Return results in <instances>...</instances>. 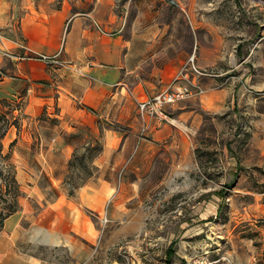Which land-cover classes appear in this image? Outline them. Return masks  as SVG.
<instances>
[{
    "label": "crops",
    "instance_id": "1",
    "mask_svg": "<svg viewBox=\"0 0 264 264\" xmlns=\"http://www.w3.org/2000/svg\"><path fill=\"white\" fill-rule=\"evenodd\" d=\"M234 2V6L241 5L240 0ZM53 3L54 0L15 1L13 7L19 5L24 11L17 16L8 14L0 21L11 26L13 20L16 34L12 38L0 35V53L9 58V74L0 80V99L16 98L24 91L20 95L24 101L20 114L35 116L44 112L58 119L57 125H46L52 134L41 138L47 162H68L77 146L67 139L69 134L82 135V144L98 140L102 150L93 160V182L76 189L74 198L61 191L44 210L50 214L44 223L48 234L47 239L42 235L39 242L66 246L70 260L53 263L12 249L0 254V264H80L82 247L91 260L90 248L81 243V236L90 242L93 227L86 210L99 209L97 217L104 225L107 206V221L120 227L124 235L132 227L144 225L137 198L142 180L152 179L151 189H162L167 179L185 181L192 174L194 135L203 122V110L231 106L239 119L235 123L237 136L242 130H251L247 144L256 153L264 149V133L259 134L264 117L255 116L262 120L248 123L240 120L242 112H251V92L244 91L239 83L231 91L223 86L215 88L207 78L197 76V67L205 63L200 56V32L209 30L205 18H218V44L222 46L226 39L225 0ZM251 12L255 19L256 9ZM252 26L256 30V25ZM241 41L237 42L238 52ZM252 53L264 57L256 48L249 51L248 57ZM221 59L218 54L215 63L219 65ZM207 62L214 63L213 59ZM183 67L186 77L200 84L202 92L192 88L193 94L164 106L162 114L140 113L139 102L172 86ZM183 83L185 80L180 79L175 85ZM237 152L232 151L235 159L240 158ZM204 218L200 212L196 217ZM175 244L176 240H172L166 249V264L175 253Z\"/></svg>",
    "mask_w": 264,
    "mask_h": 264
},
{
    "label": "rangeland",
    "instance_id": "2",
    "mask_svg": "<svg viewBox=\"0 0 264 264\" xmlns=\"http://www.w3.org/2000/svg\"><path fill=\"white\" fill-rule=\"evenodd\" d=\"M15 1L18 0H0V21L8 14L17 16L24 11L19 5L13 7ZM234 1L225 0L223 47L217 40L218 18H205L209 30L204 28L200 32V56L205 63L197 67L200 72L197 76L207 78L209 85L215 88L223 86L231 91L232 86L239 83L244 91H250L253 97L251 112H242L240 119L248 123L264 117V57L254 53L248 57L249 51L255 48L261 55L264 53V0H240V6H234ZM253 9H256L255 19ZM233 10L238 13L233 14ZM252 25H256V30ZM0 35L5 38L16 35L13 20L11 26L0 24ZM239 40L242 46L238 52ZM217 53L223 58L219 65L215 63ZM0 58V76L4 77L9 74V58L3 54ZM212 59L214 63L206 64ZM245 75L250 76L240 81ZM22 92L16 98H1L5 102L0 104V109L18 123V128H10L3 143L7 149L16 139L12 161L21 190L18 210L4 219L0 231V254L13 249L48 262H68L70 256L66 246L39 242L42 235L47 239L48 234L44 223L50 214L44 210L61 191L74 198L76 189L93 182L95 156L94 151L87 148L95 146L96 142L101 145V142L90 139L82 144V135L69 134L67 139L77 146L68 162H47L43 156L46 146L42 145L41 138L52 134L46 125H57L58 119L44 112L35 116L20 114L24 104L20 98ZM201 114L203 122L194 135L195 146L192 147V174L185 181L184 178L167 179L163 190L151 189L152 179L142 180L137 198L141 201L139 213L145 223L132 227L128 235L107 221V206L104 205V225L97 217L99 209L86 210L93 227L90 228V242L81 236V243L86 249L90 248L91 260L82 247L80 264H166L165 252L172 240H176L175 253L168 264H192L195 256L203 251H208L211 258L225 257L222 263L229 260L233 264H264V149L261 154L256 153V149L247 144L251 130H242L237 136L235 123L239 119L231 106L218 111L203 110ZM263 133L264 128L259 134ZM234 150L238 151L239 159L233 157ZM73 153L75 157L84 155L83 165L78 162L70 165ZM70 192L73 195H69ZM199 212L205 217L203 220L196 219Z\"/></svg>",
    "mask_w": 264,
    "mask_h": 264
},
{
    "label": "trees",
    "instance_id": "3",
    "mask_svg": "<svg viewBox=\"0 0 264 264\" xmlns=\"http://www.w3.org/2000/svg\"><path fill=\"white\" fill-rule=\"evenodd\" d=\"M1 102H5V99H1L0 104ZM11 127L18 128L16 119L10 118L9 113L0 109V231L3 227L4 219L18 210V199L21 195L20 185L16 178L15 165L12 161V147L16 139L9 143L7 149H5L3 143ZM87 149L93 150V157H96L101 152L102 146L99 142H96L95 146H90ZM77 162L79 163L78 165H83L84 155L75 157L73 153L70 165H75ZM69 195H73V192H70Z\"/></svg>",
    "mask_w": 264,
    "mask_h": 264
},
{
    "label": "built area",
    "instance_id": "4",
    "mask_svg": "<svg viewBox=\"0 0 264 264\" xmlns=\"http://www.w3.org/2000/svg\"><path fill=\"white\" fill-rule=\"evenodd\" d=\"M173 2V0H171ZM42 58H46L43 56ZM185 67H183L176 75L173 80L172 86L161 91L152 97L147 98L144 101L139 102L138 109L140 113L153 115L155 113L162 114L163 108L166 105H171L177 101H180L187 96L193 94L192 87H195V92L200 93L202 89L199 86L194 85L185 75ZM193 70L197 72L196 68L193 67ZM184 79L185 83L182 85H175V83ZM225 257L211 258L208 255V251H203L199 255L195 256L192 264H233L231 261L227 260L226 263H222Z\"/></svg>",
    "mask_w": 264,
    "mask_h": 264
}]
</instances>
